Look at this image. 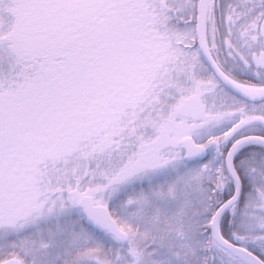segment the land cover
I'll return each instance as SVG.
<instances>
[{
	"label": "snow or ice",
	"instance_id": "obj_1",
	"mask_svg": "<svg viewBox=\"0 0 264 264\" xmlns=\"http://www.w3.org/2000/svg\"><path fill=\"white\" fill-rule=\"evenodd\" d=\"M0 264H264V0H0Z\"/></svg>",
	"mask_w": 264,
	"mask_h": 264
}]
</instances>
